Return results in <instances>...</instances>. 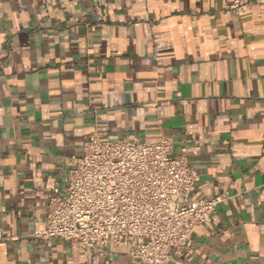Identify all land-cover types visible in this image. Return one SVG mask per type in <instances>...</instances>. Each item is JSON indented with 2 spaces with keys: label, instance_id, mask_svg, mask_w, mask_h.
<instances>
[{
  "label": "crops",
  "instance_id": "0c3cea01",
  "mask_svg": "<svg viewBox=\"0 0 264 264\" xmlns=\"http://www.w3.org/2000/svg\"><path fill=\"white\" fill-rule=\"evenodd\" d=\"M232 1L0 0V264H136L29 238L95 135L169 137L194 198L234 196L170 264H264V16Z\"/></svg>",
  "mask_w": 264,
  "mask_h": 264
},
{
  "label": "built area",
  "instance_id": "2783aa9c",
  "mask_svg": "<svg viewBox=\"0 0 264 264\" xmlns=\"http://www.w3.org/2000/svg\"><path fill=\"white\" fill-rule=\"evenodd\" d=\"M252 6L264 16V0H233L225 9L239 14ZM72 160L66 188H54L46 218L29 238L61 239L80 248L128 243L136 264H170L195 227L234 198H194L197 174L188 148L176 152L166 136L152 143L95 135ZM18 238L0 232V241Z\"/></svg>",
  "mask_w": 264,
  "mask_h": 264
}]
</instances>
